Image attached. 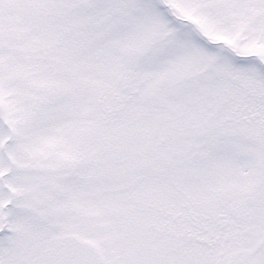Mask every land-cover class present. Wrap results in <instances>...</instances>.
<instances>
[{
  "label": "snow or ice",
  "instance_id": "snow-or-ice-1",
  "mask_svg": "<svg viewBox=\"0 0 264 264\" xmlns=\"http://www.w3.org/2000/svg\"><path fill=\"white\" fill-rule=\"evenodd\" d=\"M0 264H264V0H0Z\"/></svg>",
  "mask_w": 264,
  "mask_h": 264
}]
</instances>
